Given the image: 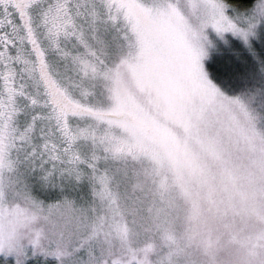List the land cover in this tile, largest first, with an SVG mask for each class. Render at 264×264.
<instances>
[{
    "label": "snow or ice",
    "instance_id": "1",
    "mask_svg": "<svg viewBox=\"0 0 264 264\" xmlns=\"http://www.w3.org/2000/svg\"><path fill=\"white\" fill-rule=\"evenodd\" d=\"M227 7L0 0V254L23 264L31 246L57 264H151V245L138 246L151 176L140 124L178 113L187 127L218 110L258 118L202 64L209 26L249 45L264 18V0L232 17Z\"/></svg>",
    "mask_w": 264,
    "mask_h": 264
},
{
    "label": "rangeland",
    "instance_id": "2",
    "mask_svg": "<svg viewBox=\"0 0 264 264\" xmlns=\"http://www.w3.org/2000/svg\"><path fill=\"white\" fill-rule=\"evenodd\" d=\"M205 32L206 54L218 44L231 47L229 39L238 38L225 32L221 39L211 26ZM258 38L250 36L247 47ZM251 52L253 63L231 59L225 61L228 73L223 71L232 81L256 86L259 94L251 91L249 107L264 130L259 117L264 106L256 103L264 100V60ZM256 122L218 110L187 127L178 113L140 124L137 134L149 153L145 164L151 176L139 208L138 246L151 245V264H264V138ZM33 191L46 201L60 196L56 189ZM72 194L86 198L87 186ZM0 264H15V257L0 254ZM23 264H57V259L29 246Z\"/></svg>",
    "mask_w": 264,
    "mask_h": 264
},
{
    "label": "trees",
    "instance_id": "3",
    "mask_svg": "<svg viewBox=\"0 0 264 264\" xmlns=\"http://www.w3.org/2000/svg\"><path fill=\"white\" fill-rule=\"evenodd\" d=\"M255 2L256 0H225V3L228 5L227 11L231 16H237L241 13L248 12ZM257 34L256 36L259 37V41L254 47L248 48L247 45H245L240 39L233 38L229 39L232 40L231 47L222 49L218 48L220 45L218 44L211 50L209 48L207 54L203 57L204 69L210 81L225 95L239 97L242 101L248 104V106H250L249 95L251 94V91L254 90L256 94H259L256 86L251 85L250 83L246 84V82H242L244 80L239 78H235V80L232 81L224 74L223 70L225 69L226 73H228V68L225 66V61L227 63V61L231 59L239 58L240 61L237 63V65L240 63L244 64V60L247 61L248 64L251 61L253 63L254 59L251 49L257 54L261 55L264 60V18H261L258 23ZM236 82H240L242 85L240 89L238 88ZM256 103H260L264 106V100L259 99ZM259 117L263 119L264 122V108L261 110ZM256 128L259 134H261V136L264 138V130L257 124V122Z\"/></svg>",
    "mask_w": 264,
    "mask_h": 264
}]
</instances>
